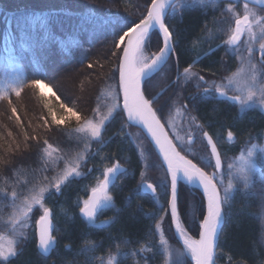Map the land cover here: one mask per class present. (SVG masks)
<instances>
[{"label":"trees","instance_id":"1","mask_svg":"<svg viewBox=\"0 0 264 264\" xmlns=\"http://www.w3.org/2000/svg\"><path fill=\"white\" fill-rule=\"evenodd\" d=\"M143 6L144 0H0V83L13 73L10 69L26 77L19 97L10 92L9 100L0 99V204L8 202L6 195L21 197L48 183L52 171L45 167L46 147L61 154L84 152L80 176L46 193L41 208L31 211L24 236L16 240V255L0 264H174L177 260L190 264L179 253L181 246L172 229L166 173L141 132L142 144L136 147L131 134L138 130L126 123L120 103L98 140L76 138L77 128L103 113V92L117 96L119 50L113 40L138 22ZM245 6L238 0H178L165 18L173 33L176 60L170 57L143 85L162 123L182 114L180 138L175 142L184 153L209 174L217 173L226 200L215 264H264V155L257 152L256 169L245 182L231 181L229 167L243 151L264 145L262 98L256 97L257 105L243 112L208 97L190 101L188 94L200 83L187 86L183 69L205 54L198 64L202 72L217 74L223 81L238 69L240 52H230L225 41ZM160 44L159 34L153 32L146 54L157 51ZM36 79L48 81L54 89L50 102L57 121L46 101L29 86ZM229 131V144L219 147L218 172L202 134L208 132L220 146ZM113 163H119L123 172L108 190L112 199L93 220H86L79 213L85 192ZM142 181L156 186L153 196L141 191ZM201 200L196 189L178 185V211L194 238H198ZM42 209L51 211L54 226V249L47 258L36 250L34 223ZM161 216L165 218L158 231Z\"/></svg>","mask_w":264,"mask_h":264},{"label":"snow or ice","instance_id":"2","mask_svg":"<svg viewBox=\"0 0 264 264\" xmlns=\"http://www.w3.org/2000/svg\"><path fill=\"white\" fill-rule=\"evenodd\" d=\"M261 2H264V0H261ZM166 3L167 0H144L143 10L139 13L138 22H134L131 27H127V30L123 31L122 35H119L118 38L113 40V47L119 50V55L117 56V53H114V55L117 56L118 60L116 66L118 80L122 84V90L119 85L117 88V100L119 104L122 98L124 114L127 119L140 125L146 131L151 142L155 145L159 156L162 158L166 176L170 177V199L168 200V207L170 209L171 225L174 227L175 235L181 245L178 250L179 253L186 256V260L190 264H214V243L222 215V203L226 200V197L221 194L219 184L216 182L217 173L213 172L209 174L204 166H201L198 162H194L192 158H189L184 153V150L175 142L179 137H176L174 133H170L167 130L172 127V124L162 123L161 119L158 118L157 111L154 109L153 101L146 95L145 90L142 88L144 77L152 73L160 62L165 60L173 52V33L165 23L164 18ZM253 16L254 13L251 9L247 8L242 17L235 19V27L231 30L230 35L225 41L226 45H236L245 32L248 34L250 40L254 37L252 24L255 21L250 19ZM153 30H158L162 44L158 46L157 51L146 54V47L151 39ZM257 53L259 55V64L264 68V42L259 43L258 49L250 46L248 48V56L244 57L245 61L250 64L253 72L256 69V64L252 63V60L257 56ZM10 71L14 73L12 79L5 78L2 84H0V99L3 100L10 99V92L19 97L24 81L26 80V77L15 74L14 69H10ZM196 75L190 66L183 69V76L185 78H192ZM239 76L240 73H235L234 79H238ZM199 80L208 85L204 89L205 92L214 88L218 94L225 95V92L219 85L206 81L204 76H199ZM252 80H255V75L252 76ZM232 82L233 80L230 79L229 83ZM29 86L34 88L45 101L51 99V93L46 95L45 92L40 91L39 87L43 86L45 89L50 88L51 85L48 81L43 79L32 80L29 82ZM255 95L256 93L249 89L244 100H241L240 96L235 95L230 98L240 103H245L252 100ZM15 115L19 117L18 110H16ZM89 127L92 129V134L96 135V130L100 126L98 124H90ZM203 136L207 138V144L210 146L214 167L216 170H219L222 166V161L217 151V146L208 132H204ZM228 137L229 139L232 137L230 131L228 132ZM248 155H252L251 151H249ZM120 167L121 165L119 163H113L112 166L106 167L103 170L102 178L97 179L90 191L85 192L86 198L82 200L81 206H79V213L83 217L89 220L92 219L102 202H108L112 199L108 194L109 180L111 175ZM178 174H182L183 178L189 184L195 181L200 189H202V208L198 225V238H194L189 233V229L185 227L178 211ZM142 183L145 182L142 181ZM145 186L154 194L156 193L157 188L152 182H146ZM229 188H231V184ZM227 191L228 189H224L225 193ZM44 215L45 221L43 227L38 229L37 233L39 247L46 249L54 241L55 237L50 234L51 223L48 209H44ZM192 215L195 219V210H193ZM164 218V216H161L160 220L156 223V229L158 231L161 230ZM4 240L5 238H0V241ZM161 243H165L163 236H161ZM15 255L16 249L13 240L8 239L4 243H0V262H7L10 257ZM174 264H185V262L177 260L174 261Z\"/></svg>","mask_w":264,"mask_h":264},{"label":"rangeland","instance_id":"3","mask_svg":"<svg viewBox=\"0 0 264 264\" xmlns=\"http://www.w3.org/2000/svg\"><path fill=\"white\" fill-rule=\"evenodd\" d=\"M247 8L251 9L254 13L253 19L255 22L252 24V32L254 37L250 40L248 34L245 32L241 36V40L238 43V48L240 51H243L240 60L239 67L236 71L232 72L229 77L225 80L226 85L223 87L229 88L231 93L236 96H240L241 100H244L247 96V92L250 89L251 91L255 92L256 95L253 97L252 100H249L245 103H240V106L243 108H248L256 104L255 98H262V102L260 105V110L264 113V81L261 72L258 68L255 69L253 72L251 66L248 62L245 61L244 57L248 56V48L254 47L256 49L259 48V43L264 42L262 38H264V25L262 20L264 19V12H261L257 9H254L250 6H245L244 13L246 12ZM10 43V41H8ZM244 51L246 54H244ZM236 54V53H235ZM258 54V53H257ZM257 60V56L254 58ZM252 63H256L255 61ZM257 67V64H256ZM240 73L238 79H234V74ZM15 74H19V72H15ZM14 73L10 74L9 76L5 77L7 79H12ZM255 75V80H252V76ZM232 79L233 82L229 83V80ZM2 84V83H0ZM40 91L45 92L47 95L51 93L53 95L52 88L45 89L43 86H39ZM102 96V111L98 117H94L90 121L85 122L79 128L76 129V138L86 139V140H98L100 137V133L102 131L103 125L112 115L113 111L117 109L118 102L117 96L115 94H109L107 92H103ZM49 101V102H48ZM250 103V106H249ZM238 104V105H239ZM46 108L51 111L53 114L51 117L53 120L57 121L58 113L55 111L54 105L50 102V99L46 101ZM111 109V111H110ZM59 116L61 118L62 114L60 113ZM182 114L180 112L175 113L174 116L170 119L169 123L172 124L170 128L171 133H174L176 137L180 138V134L178 129V124L181 122ZM99 125L100 127L96 130V135L92 134V129L89 125ZM132 139L138 149H140V143L142 144L141 134L134 131L132 134ZM251 151L252 155L249 156L248 153ZM258 151H262V155H264V145L257 147L253 146L248 148L247 150L240 153L238 156L234 157L230 160V178L231 181L236 182H245L249 176L253 173L255 168L254 158ZM86 152V151H85ZM84 152L78 153V151H73V153L68 154H61L57 151L56 148L46 147L43 152V158L45 160V167L47 170L52 171L51 178L47 181L48 183H44L40 186L33 187L24 196L18 197L15 194L6 195L8 198L7 203L0 204V228L2 229L0 232V238H5L4 241H0V243H4L6 240L11 239L16 243L18 237L24 236V230H27L29 227V220L31 216V211L33 208L38 207L41 208V202L44 199L46 193L49 190L57 191L60 187H62L69 179L74 177L80 176L79 171V163L84 158ZM246 178V179H245ZM145 183L147 181H144ZM141 184V188L142 185ZM4 194V193H2ZM5 195V194H4ZM44 210H41V215L43 214ZM38 217V218H39ZM37 218V220H38ZM36 220V221H37ZM35 221V223H36ZM34 223V226H35ZM11 258V257H10Z\"/></svg>","mask_w":264,"mask_h":264},{"label":"water","instance_id":"4","mask_svg":"<svg viewBox=\"0 0 264 264\" xmlns=\"http://www.w3.org/2000/svg\"><path fill=\"white\" fill-rule=\"evenodd\" d=\"M178 0H167V3H166V6H165V10H164V18H166L170 8L173 6V4H175ZM248 6H251V7H255V8H258V9H264V2H261V0H238ZM153 32H157L158 33V30H153ZM159 34V33H158ZM162 42V41H161ZM239 42V41H238ZM237 42V43H238ZM173 55V52L167 56L165 58V60L161 61L160 64L157 66V68L150 74L146 75L142 81V88H143V85L144 83L150 79L152 76H154L155 74H157L163 67L164 65L168 62V60L170 59V57ZM118 85L121 87V90H122V84L121 82L118 80V75H117V87ZM223 100H226V101H229V102H232V103H236L237 101L236 100H233L231 99L229 96H223L221 97ZM120 108H121V111L123 113V116L125 118V121L126 123L137 129L139 132H141V134L145 137V139L147 140V142L150 144L151 148L153 149V151L155 152L156 156L158 157L165 173H166V170H165V166L163 165L162 163V158L159 156V153L158 151L156 150L155 148V145L151 142L150 140V137H148L146 131L140 126V125H137L135 124L134 122L132 121H129L126 117V115L124 114V108H123V104H122V98L120 99ZM205 138V137H204ZM206 142H207V138H205ZM209 146V145H208ZM210 148V146H209ZM218 151V150H217ZM214 161V160H213ZM220 170V169H219ZM217 170V171H219ZM123 172V169L122 167L118 168L117 171L111 175L110 177V180H109V189L112 187V185L115 183L116 179L122 174ZM168 178V181H169V199H170V177H167ZM181 184V185H184V186H187L189 188H193V189H196L197 191L200 192L201 195L202 194V189H200L199 185L197 183H195V181H193L192 184H189L187 180H185L182 176V174H178L177 176V191H178V185ZM108 189V190H109ZM141 191L145 194H148L150 196H153L154 193L149 190L146 186H145V183L142 185V188H141ZM105 203L106 202H102V204L97 208L96 210V214L98 213V211L100 209H102L104 206H105ZM170 211V209H169ZM49 213H50V223H51V229H50V234L52 235L53 234V222H52V213L51 211L49 210ZM95 214V215H96ZM94 215V217H95ZM81 216L83 217V215L81 214ZM93 217V218H94ZM171 217V215H170ZM84 219H86L85 217H83ZM92 218V219H93ZM86 220H89V219H86ZM44 221H45V215H44V212L43 214L41 215V217L38 218V220L36 221L35 223V226H34V230H35V238H36V250L37 252L43 256V257H47L51 250L54 248V244H55V241L51 242L46 249L44 248H41L39 247V242H38V229L42 228L43 227V224H44ZM223 225H224V212H223V207H222V215H221V218H220V222L218 224V228H217V234H216V238H215V243H214V250H213V261H214V264H215V255H216V250H217V245H218V240H219V236H220V233H221V230L223 228ZM172 229H173V232H174V235H175V229L174 227L172 226ZM176 237V235H175ZM177 241H178V238L176 237ZM179 243V241H178ZM181 246V245H180Z\"/></svg>","mask_w":264,"mask_h":264},{"label":"flooded vegetation","instance_id":"5","mask_svg":"<svg viewBox=\"0 0 264 264\" xmlns=\"http://www.w3.org/2000/svg\"><path fill=\"white\" fill-rule=\"evenodd\" d=\"M251 7V6H250ZM252 8H254V9H257V10H263L264 11V9H258V8H255V7H252ZM234 27H235V24H234ZM233 27V28H234ZM239 43V42H238ZM238 43L236 44V45H231V46H229L228 45V47H229V51L230 52H233L234 54L235 53H239L240 52V54H242L243 53V51H240L239 50V48H238ZM214 51V50H213ZM247 53H248V51H246ZM246 52L244 51V54H246ZM209 54V53H208ZM207 54V55H208ZM206 56V54L204 55V56H201V57H198V58H196L195 60L193 59V61H191V63H189V65L188 66H190V68H191V70L193 71V72H195L197 75L195 76V77H192V78H185L186 79V82H187V86H191V83L192 82H195V81H198L200 84H197V83H195L196 84V87L194 88L195 89V91L194 92H192V93H189L188 94V97H189V100L190 101H192V100H194V99H196V98H198V97H208V98H211L212 100H214V101H217V102H224V103H226L227 105H229V106H236V110H239V111H241V112H243V111H245L246 109L245 108H243V107H241L240 106V104L238 103V101L236 102V103H232V102H229V101H226V100H223L221 97H223V96H229V97H232V96H234V94L233 93H231L230 92V90H228L229 88H225V87H223L224 85H226V79L229 77V76H227V77H225V79L222 81L221 79H218V76H217V74L216 75H210V74H207L206 72H202L203 70V67L202 66H200V65H198L199 64V62L200 61H202L203 60V58ZM174 60H176V57H175V54L173 53V55L171 56ZM256 62L255 64H257V67L256 68H258V70L261 72V75L263 76V81H264V68H262L261 66H260V64H259V55L257 54V60H252V62ZM187 66V67H188ZM197 66H198V68H197ZM208 71H212V69L211 68H206ZM199 71H201V72H199ZM202 74V75H201ZM199 76H207L206 78H205V80L207 81V80H209L208 82H213L214 84H216V85H219L222 89H223V91L225 92V95H220V94H218L216 91H215V89L214 88H212V89H210L208 92H205L204 91V89L205 88H207L208 87V85L207 84H205L204 82H202V81H200L199 80ZM211 76V77H210ZM195 79V80H194ZM197 79V80H196ZM236 96V95H235ZM239 104V105H238ZM186 108H187V106H185ZM250 107H248V109H249ZM251 108H252V106H251ZM263 113V112H262ZM188 114H189V116L191 117V113L190 112H188ZM263 117H264V113H263ZM211 137V136H210ZM202 138L204 139V141L206 142V140H205V138H204V136H203V134H202ZM222 141H223V144H221L220 146H217V144L215 143V141H214V139H213V142L216 144V146H217V150H218V153H219V155H220V157H221V153H222V149H220L219 147H221V148H223L224 146L226 147L228 144H229V138L228 139H226V140H224V139H221ZM191 141V138H188V142H190ZM191 143V142H190ZM206 144H207V142H206ZM207 146H208V144H207ZM208 148H209V146H208ZM227 150V149H226ZM209 152H210V154H211V151H210V148H209ZM213 159V158H212ZM220 171V170H219ZM218 171V172H219ZM94 219V218H93ZM93 219H90V220H93Z\"/></svg>","mask_w":264,"mask_h":264},{"label":"bare ground","instance_id":"6","mask_svg":"<svg viewBox=\"0 0 264 264\" xmlns=\"http://www.w3.org/2000/svg\"><path fill=\"white\" fill-rule=\"evenodd\" d=\"M121 167H122V166H121ZM122 169H123V168H122ZM53 249H54V248H53ZM53 249L51 250L50 254H49L47 257H49V256L51 255V253H52ZM47 257H45V258H47Z\"/></svg>","mask_w":264,"mask_h":264}]
</instances>
